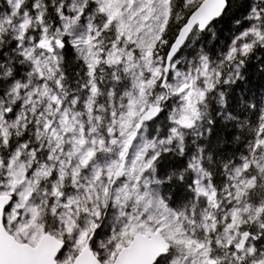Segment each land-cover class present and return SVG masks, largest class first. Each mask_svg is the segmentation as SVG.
I'll use <instances>...</instances> for the list:
<instances>
[{"label": "snow or ice", "instance_id": "1", "mask_svg": "<svg viewBox=\"0 0 264 264\" xmlns=\"http://www.w3.org/2000/svg\"><path fill=\"white\" fill-rule=\"evenodd\" d=\"M0 264H264V0H0Z\"/></svg>", "mask_w": 264, "mask_h": 264}]
</instances>
